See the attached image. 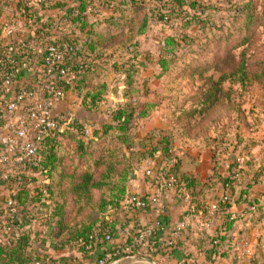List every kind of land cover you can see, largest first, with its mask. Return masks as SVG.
Listing matches in <instances>:
<instances>
[{"label": "trees", "instance_id": "trees-1", "mask_svg": "<svg viewBox=\"0 0 264 264\" xmlns=\"http://www.w3.org/2000/svg\"><path fill=\"white\" fill-rule=\"evenodd\" d=\"M78 1L74 14H67L69 15L68 20L86 29L87 40L81 43L66 40L77 48L73 54V62H68L77 72L76 78L73 85H66V90L74 88L81 98L83 109L95 113L104 112L102 110L109 102L110 95L116 97L119 103L111 109L107 121L101 122L100 120V128L95 130L94 136L114 137L115 141L130 150L132 158L135 157V162L119 168L116 166L117 160L113 152L108 156H102V152L93 155L85 142L78 138V135H84L85 132V124L79 114L60 120L62 127L55 130L46 141L47 148L40 165L42 178L35 177L33 187L30 184L22 186L18 194L17 213L11 214L7 208H0V225L6 221L8 224L13 223L19 229V236L6 231L7 241L0 240V264H69L71 257L61 256L59 258L56 257V253H64L73 245L82 251L89 252L91 250L84 249V245L89 242H98L97 247L106 245L104 249H111L107 247L110 241L105 240V235L113 234L111 233L112 215L122 210L126 212V215H130V219L135 220L138 214L139 210L131 213L126 211L124 203L129 195L128 182L145 160L163 161L164 165L159 170L160 174L172 173L179 183L177 173L180 172L181 162L173 153L175 146L171 135L165 133L158 141L150 142L145 136L154 131L156 127L149 125L140 131L143 137L138 143L135 142V129L138 121L148 117L158 105L152 100H143L144 95L151 91L149 81L152 78L161 79L170 75L174 60L173 54L184 44H189L188 42L192 39L195 40L189 34L194 31L193 25L196 23L206 26L211 24V18L209 14L207 15V4L197 0ZM57 5L62 6L64 2H58ZM89 9L91 12L96 9L97 13L103 17L94 29L92 28L94 24L89 19ZM140 16L143 19L142 24L140 28L135 29V21ZM252 16V10L249 8V20L253 18ZM153 23L162 24L169 31L168 35L162 38L158 47L159 55L156 57L148 52H139L140 43L136 40L138 36L146 35ZM133 34H136L135 40ZM122 40L126 44L128 42V48L131 47V49L127 59L119 61L105 50L108 46ZM207 67L205 66L198 72L200 74L207 72L209 70L206 69ZM245 69V65L240 67L239 79L241 80L246 79ZM110 70L123 74L120 78L121 85H114V81L118 80L117 77L111 80L106 78V73ZM194 73L196 70L190 72V74ZM236 74L238 73H229L234 76ZM257 77L261 81L264 80V69ZM215 93V90L212 91L211 97ZM195 114V110L189 111L187 119ZM72 139L78 143L76 152H79L80 158L83 159L88 155L94 160V166L87 161L68 159L74 150H62V145ZM216 155L215 151H212L214 174L209 176L208 180L212 182L220 180L223 176L221 171L223 168L225 171L227 166L228 172L222 178L224 186L232 185L236 179L241 185V198L248 204L250 211L254 212L256 219L262 220L264 216V202L261 205L264 199V167L260 165L254 171L249 170V168L240 167L239 161L235 159L223 164L222 159ZM246 164L253 165L250 158ZM103 167L105 168L102 169ZM56 177L57 180H55ZM181 180L180 184L186 185L192 197L191 186L196 183V178L181 174ZM234 185L231 186V192L224 203L229 201ZM104 186L107 187V193L96 199L95 191ZM42 188L46 193L40 191ZM254 190L255 194H253ZM44 205H49L51 208L49 218L53 222L49 220L51 222L50 232L42 234V225L47 224L48 220H40L36 229L33 230L31 225L37 221V218L29 208ZM69 205L74 206L71 211ZM89 205L98 207L99 216L92 218L89 215L81 218L76 222L75 227L70 228L71 218L80 217L84 210L83 206ZM252 206H256L254 210L251 209ZM222 226L224 227L223 232L217 234L212 240L225 237L229 227L228 220L224 221ZM54 228L58 229L53 230ZM67 230L70 232L65 236ZM55 238L59 239L55 240ZM78 241L82 243H77ZM47 242L50 243L48 249H54L55 254L47 252L48 249L45 246ZM250 260L252 264L257 263L253 257Z\"/></svg>", "mask_w": 264, "mask_h": 264}, {"label": "rangeland", "instance_id": "rangeland-1", "mask_svg": "<svg viewBox=\"0 0 264 264\" xmlns=\"http://www.w3.org/2000/svg\"><path fill=\"white\" fill-rule=\"evenodd\" d=\"M197 1L207 4V15L211 18V24L193 25L194 31L189 34L195 40L184 44L173 54L170 75L149 81L151 91L144 95L143 100H152L158 105L148 117L138 121L135 142L139 143L143 137L140 131L144 126L153 123L157 124L156 129L145 137L154 142L161 139V135L165 133L171 135L176 146L175 152L188 157L185 160L187 168L208 162V159L198 160L197 155L212 150L222 159L223 164L235 159L239 161L240 167L254 171L257 166L264 167V80L261 81L257 77L264 69V0ZM249 8L253 14L251 20L248 18ZM141 16L135 21V29L140 28L142 24ZM147 31L146 35L138 36L137 39L136 34H133V39L140 43L139 52H148L156 57L159 55L161 40L169 31L157 23H153ZM130 49L128 42L126 44L122 40L108 46L105 51L112 54L113 58L123 61L130 55ZM244 65L247 71L246 79L241 80L239 70ZM205 66H208L206 69L209 70L200 74L198 71L203 70ZM192 70H196V73L190 74ZM230 72L238 74L229 75ZM214 90L216 93L211 97L210 94ZM108 100L112 103H106L105 109L102 110L104 112H88L85 109L78 112L85 124L84 135H78V138L85 142L93 155L102 152V156H108L113 152L117 160L116 166L124 168L130 162H135L130 150L115 141L114 137H95L94 132L100 125L93 124L88 118V114H93L96 120L107 121L111 109L119 103L112 95ZM75 109L76 105H72L65 116L78 114L77 110L74 113ZM192 110H195L196 114L187 119L188 112ZM77 145L73 139L68 140L62 145V150H74L70 153L69 160L72 158L76 161H87L94 166V160L88 155L80 158L79 152H76ZM248 158L252 166L246 164ZM234 180L237 183V180ZM107 191L106 186L96 190V199ZM263 202L264 199L261 205ZM83 207L80 217L71 218L70 228L75 227L81 218L89 215L92 218L99 216L96 205ZM69 208L71 211L74 206L69 205ZM29 210L37 218L32 228L40 220H48L47 224L42 225V234L50 232L52 219L49 218V205L33 208L31 206ZM258 221L255 237L260 248L257 256H261L264 261V216ZM69 232L70 230H67L65 236ZM0 236L5 238L4 242L7 241L5 234Z\"/></svg>", "mask_w": 264, "mask_h": 264}, {"label": "crops", "instance_id": "crops-1", "mask_svg": "<svg viewBox=\"0 0 264 264\" xmlns=\"http://www.w3.org/2000/svg\"><path fill=\"white\" fill-rule=\"evenodd\" d=\"M58 2H64V5L58 6ZM78 3V0H0V40L9 39L4 32L5 27L7 24H12L18 20L25 27L22 32L18 31L13 34L12 38H34L33 41H36L38 45L43 44L45 40L68 39L80 43L84 42L87 40L86 29L77 23L70 22L68 20L69 15H67L74 14ZM88 13L90 14V22L94 24L92 27L94 29L97 22L103 17L97 13L96 9L92 12L89 9ZM106 74V78L109 80L114 77L118 78L117 81H114V85L122 84L120 78L123 77V74L112 70ZM113 97L116 99L115 96ZM72 105H76V109L73 110L74 113L76 110L78 113L83 109L79 94L74 88H69L58 104L56 111L59 114H67V110ZM78 114L80 117V113ZM94 117L93 114H88V118L93 124H99L100 120H96ZM149 125L157 126V124L152 123L144 126L143 129ZM173 153H176L175 150ZM174 155L178 156L181 162L180 172L177 173L179 182L177 184L182 183L181 174L193 176L197 180L194 186H191L193 193L191 211L193 212L188 226L179 232L173 246L167 244L172 238L173 230L171 229L183 220L190 209V205L188 201L184 202L181 199L177 186L170 188L163 198L156 194L162 180L155 177L149 178L145 171L147 168L153 167L155 174H158L164 162H157L155 159L145 160L135 170L127 187L129 194H136L149 199L150 206L146 210H139L135 220L130 219V215H126V212L122 210L112 215L111 233L113 232V236L107 247L115 248L125 245L133 227L137 224H147L160 219L165 228L158 230L154 243L139 246L132 255L122 256L116 264H252L250 260L252 257L257 260L255 264H264L263 258L257 256L260 244H257L255 235L259 221L254 212L250 211L248 204L241 198V185L235 183L229 201L224 203L225 186L222 178L225 177L227 170L221 171L223 176L220 180L215 182L208 180V177L214 174L212 150L202 155L198 154V160L208 159V162L194 168L186 167L185 160L188 157L185 154L176 153ZM163 173L166 174L163 181L172 174ZM253 194H255V190ZM227 220L229 227L225 237L219 241L217 239L212 240L224 221ZM33 225L35 224L32 223L31 227ZM36 227L32 229L35 230ZM5 232L3 229L0 230V234ZM3 239L5 238L0 236V240L3 241ZM45 246L47 249L50 248V243L47 242ZM33 247L35 248V246ZM105 247L106 245H102L85 252L73 245L61 254H57L54 249H48L47 252L56 253V257L59 258L61 256L71 257L69 264H98V258L103 254ZM115 262L116 260L111 264H115Z\"/></svg>", "mask_w": 264, "mask_h": 264}, {"label": "built area", "instance_id": "built-area-1", "mask_svg": "<svg viewBox=\"0 0 264 264\" xmlns=\"http://www.w3.org/2000/svg\"><path fill=\"white\" fill-rule=\"evenodd\" d=\"M24 27L18 20L7 24L4 32L9 39L0 40V208H7L11 214L17 213L18 194L22 186L30 184L33 187L36 181L33 179L42 178L40 165L47 148V138L61 127L60 120L71 117L59 114L56 108L65 96L66 85H73L77 74L68 64L69 61L73 62V54L77 49L70 41L45 40L38 45L33 41L34 38H12L16 32H22ZM145 174L149 178L162 180L156 192L161 198L170 188L177 186L181 199L190 205L183 220L171 229L172 238L167 244L173 246L179 232L188 226L191 219V194L186 185L177 184L172 174L165 181L166 174H155L153 167L147 168ZM232 185L225 187L223 201L230 194ZM40 191L46 193L43 188ZM149 206V199L136 194H129L124 203V209L130 213L146 210ZM164 228L160 219L137 224L125 245L104 249L98 264H111L122 256L132 255L139 246L154 243L158 230ZM2 229L19 236V229L13 223L4 221L0 225ZM223 230L221 226L217 234ZM105 240L111 241L112 235L107 233ZM97 245L98 242H89L84 245V249L93 250Z\"/></svg>", "mask_w": 264, "mask_h": 264}, {"label": "water", "instance_id": "water-1", "mask_svg": "<svg viewBox=\"0 0 264 264\" xmlns=\"http://www.w3.org/2000/svg\"><path fill=\"white\" fill-rule=\"evenodd\" d=\"M119 260H116L115 264L118 262ZM155 264H159V263H155Z\"/></svg>", "mask_w": 264, "mask_h": 264}]
</instances>
